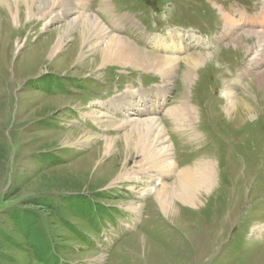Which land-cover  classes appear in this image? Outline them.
<instances>
[{
	"label": "rangeland",
	"instance_id": "1",
	"mask_svg": "<svg viewBox=\"0 0 264 264\" xmlns=\"http://www.w3.org/2000/svg\"><path fill=\"white\" fill-rule=\"evenodd\" d=\"M55 1L52 7L60 19L53 22L55 13L42 14L47 10L40 8L29 14L20 4L22 16L15 24L0 6V264H54L58 257L66 259L64 264H264V73L260 78L261 74L257 75L264 64L254 70L248 83L244 80L233 88L236 100L244 97L261 107L257 114L236 120L227 111L233 100H226L233 67L250 64L256 52L258 56L256 35L243 34L250 27L235 30L242 34V47L229 41L202 50L210 55L202 60L195 81L188 86L181 85V77L174 78L168 116L160 120L167 124L168 136H174L176 153L192 161L195 156L216 162V177L213 189L196 187L195 203L184 202L172 192L166 194L178 206L163 209L170 220L154 198L161 189L175 188L177 177L160 179L165 170L157 156L146 158L140 155V148L127 149L126 133L132 124L125 121L141 118L126 116L127 109L111 103L125 92L124 102L134 101L132 96L140 87L160 85L162 74L116 62L97 66L99 54L89 46L87 50L81 43L75 44L76 28L66 35L62 50L49 56V48L63 32L59 33L58 27L69 23V18H63L62 0ZM109 1L114 9L101 2L98 9L133 16L148 31L156 25L158 29L166 26L163 34L180 27L210 35L225 28L219 5L225 0ZM229 1H244L232 5L249 13L260 9L261 0ZM84 3L89 2L82 0L77 15L96 17L90 6L85 10ZM157 11L171 26L154 17ZM102 24L110 30L107 22ZM104 45L102 42L100 47ZM139 45L147 51L156 49L154 42L140 41ZM86 52L88 57L77 61ZM180 61L184 67V60ZM92 81L95 83L88 85ZM94 86L98 90L92 92ZM172 106L175 115H169ZM107 113L115 119H109ZM189 116H195L192 124ZM187 135L193 140L190 144H185ZM162 165L170 167L165 162ZM163 180L171 185L160 188ZM144 192L155 193L151 212L161 223L155 225L154 232L138 229L123 237L114 251L105 254L99 244L106 237L115 241L126 232L123 227L132 224L130 206ZM96 202L108 208L106 214H114L101 236L93 231L103 220L105 209L93 211L90 205ZM86 233L93 241L90 245L84 243ZM136 234H140V246L138 239L128 240Z\"/></svg>",
	"mask_w": 264,
	"mask_h": 264
},
{
	"label": "bare ground",
	"instance_id": "2",
	"mask_svg": "<svg viewBox=\"0 0 264 264\" xmlns=\"http://www.w3.org/2000/svg\"><path fill=\"white\" fill-rule=\"evenodd\" d=\"M84 1L90 3V0H84ZM55 2H56L55 0H0V6L1 5L3 6L6 15L9 16L8 18H10L11 21L13 19L15 24L20 22L21 20L20 17L22 16L21 15L22 11L20 10V4L25 6V10L28 11L29 14H32L36 11H40V8L47 10V11H44L42 14H45L47 12L48 13L51 12L53 14L55 13V16L53 17V20H52L53 22V21L60 19V17H58L59 14H57L55 11L56 7L55 8L54 6L52 7V5ZM81 2L82 0H62V8L64 9L63 18H69V21H68L69 23L58 27L60 31L59 33H61L62 31L63 32L61 33V36L59 37L55 45L49 48L48 50L49 56H54L60 50V48L62 47V44L64 43V40H66V35H68L74 28H76V30L78 31V35L76 36V38H73L75 40V44L78 45L81 43L83 47L89 46V49L93 53L97 52L99 54L98 55L99 59L101 60L99 64L97 63V66H102V65L105 66L109 64V62H116L118 64L132 65L133 67L138 66V67L144 68L145 70L149 69V70L154 71V73L156 72L158 74H162L163 78L166 79V84L168 83L167 86L169 87L170 85L172 86V83L174 82V78H176L175 81H177L178 77H181V80H180V82L182 81L181 85L186 87L195 78V72L198 70L199 65L202 63V60H204L207 56L210 55L208 53H204L201 51H195V52H189L185 56H170V55L167 56V55H162V54L161 55L156 54L152 51H147L146 49L141 48L140 45H138L135 41L131 40L130 38L126 36H124L126 37L124 38V37H121L122 35L119 36V34L116 35L117 33L115 34L112 33L111 29L109 30L106 26L102 24L103 22L102 23L100 22L98 16L95 17L94 15H90V14H83V15L78 14L77 15L79 11L78 12L76 11L78 7L80 10ZM100 2L104 6L110 9H114L113 7L110 6L111 2L109 0H100ZM83 5L86 6L85 3ZM239 15H242L241 20L238 19ZM222 16L226 24V27L223 33H221L219 37L229 38L232 43L234 42L235 44L238 45V47H242L243 46L242 34L240 33L236 34L235 30L239 31V29H243L241 25L244 24L245 16L243 15L241 11L235 10V8L226 9V10L222 8ZM125 17H126V14H117L114 12L110 14L109 19L111 22L120 23V22L125 21ZM245 21L248 22V24H250L249 26H251L252 24L260 25L264 22V12H262L258 17L246 18ZM248 30L246 29V31H244L243 34H246V35L254 34V35H257L260 39L264 40V31L262 30L261 31L260 30L248 31ZM179 33L185 36L182 32L179 31ZM235 34L236 36H234ZM188 37L194 38L193 35H189ZM250 37H248V39ZM162 38H163V34H159L157 35V37H155V41L159 44V47L165 46V42L166 40H168L167 37L166 39H162ZM69 40H72V39L70 38ZM102 42L105 43V45L101 48L100 45H102ZM20 47L21 46H19L18 48ZM167 48H168V43H167ZM86 49L88 50V47H86ZM87 55L88 53L85 54L83 57L78 58L77 61H83L85 58L88 57ZM255 57L256 55L252 57V59ZM180 60H184L183 62L184 67L181 66ZM254 61L257 62L258 59H254ZM261 73H264V70H262L259 74L257 73V75L259 76ZM260 77H262V74L259 76V78ZM231 81L232 82L228 83V86H227L228 89L226 92L230 101L233 100L232 103L227 106L228 113L231 114L232 117L236 120L243 119L245 115H249L252 113L257 114L259 110L261 109V107H259L257 103L254 105L251 101L246 100L244 97H242L241 99L237 98V100L235 99L236 96H234L233 88L237 87L238 83L241 84L242 78L233 77V80ZM258 81H260V79ZM242 93L246 97V95L248 94V91L245 89V91H243ZM237 111H240L241 113L240 116H238L235 113ZM169 115H175L173 107ZM106 116H108L109 119L110 118L115 119L114 117L109 115V113H107ZM106 116L102 117V122H104V124L107 122ZM93 120H94V117H93ZM132 120L125 121V123L132 124L131 129L129 130L128 133H126L125 142H126L127 149L129 150L132 147H135V149L140 148L139 152L141 156L148 158L147 156L152 155L154 156V159H155V156H157L159 158V164L161 167L166 168V169H171L172 171L173 169L176 170L177 165L175 164L174 159H173V156H174L173 146L166 132V128L161 122L160 118H158L157 116L156 117L153 116L150 118H141L140 120H137V119L136 120L132 119ZM194 120H195V116H193L192 119H191V116H189L190 124H192ZM133 135L135 138L134 140H131V137ZM202 159L203 157L195 161L194 162L195 166L192 167L190 165V167L184 168L178 174L176 173L177 178H178L176 187L175 188L172 187V189L167 192H162V189L159 190L155 194V198H154L155 203L156 201H158L160 206L163 207V209L165 210L167 209V206L177 209L178 206L173 204L171 200L167 199L166 194L168 195L172 192L173 194H176L178 198H180L184 202L195 203L194 197H195V191H196L197 186L201 185L204 189H213L215 177H216L215 169H213V162L208 161L207 163L206 160L202 161ZM163 162H165L166 165H169L170 167L168 166L164 167L162 165ZM127 163L129 162L126 161L124 165ZM128 240H130V238Z\"/></svg>",
	"mask_w": 264,
	"mask_h": 264
},
{
	"label": "crops",
	"instance_id": "3",
	"mask_svg": "<svg viewBox=\"0 0 264 264\" xmlns=\"http://www.w3.org/2000/svg\"><path fill=\"white\" fill-rule=\"evenodd\" d=\"M156 204H159L158 203V201H156V203H155V205ZM157 208H159V209H161V211L170 219V220H172L171 218H170V216L163 210V207H161L160 205H157ZM138 234H136V236H137ZM139 236V237H138ZM137 237H134V236H132V237H130V239L133 241L134 239L135 240H137L138 239V243H139V246H140V235H138ZM141 236H144V235H142L141 234ZM130 240V241H131ZM134 240V241H135ZM128 241V240H127ZM154 249H157V246L156 247H154ZM157 250H154V252H156ZM143 253H144V255L147 257L148 255L146 254L147 253V251L146 250H144V251H142ZM155 254V253H154ZM150 258H151V260L154 262V259H153V257H151V256H149ZM156 260V259H155ZM156 262H157V260H156Z\"/></svg>",
	"mask_w": 264,
	"mask_h": 264
},
{
	"label": "trees",
	"instance_id": "4",
	"mask_svg": "<svg viewBox=\"0 0 264 264\" xmlns=\"http://www.w3.org/2000/svg\"><path fill=\"white\" fill-rule=\"evenodd\" d=\"M50 76H52V75H49L48 77H50Z\"/></svg>",
	"mask_w": 264,
	"mask_h": 264
}]
</instances>
